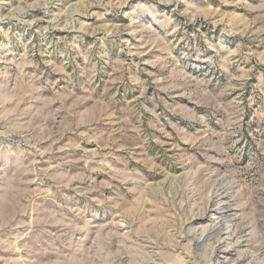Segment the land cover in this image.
I'll list each match as a JSON object with an SVG mask.
<instances>
[{
	"label": "clouds",
	"instance_id": "1",
	"mask_svg": "<svg viewBox=\"0 0 264 264\" xmlns=\"http://www.w3.org/2000/svg\"><path fill=\"white\" fill-rule=\"evenodd\" d=\"M0 264H264V0H0Z\"/></svg>",
	"mask_w": 264,
	"mask_h": 264
},
{
	"label": "rangeland",
	"instance_id": "2",
	"mask_svg": "<svg viewBox=\"0 0 264 264\" xmlns=\"http://www.w3.org/2000/svg\"><path fill=\"white\" fill-rule=\"evenodd\" d=\"M164 139H165L166 141L168 140L167 137H165ZM166 146H168V145H166ZM147 200H148V204L145 205L146 207H152V206H154L155 201H152L150 197H147ZM194 219H195V218H194Z\"/></svg>",
	"mask_w": 264,
	"mask_h": 264
}]
</instances>
